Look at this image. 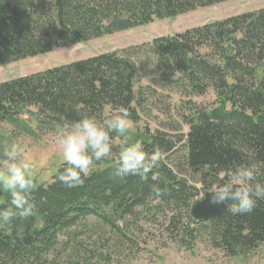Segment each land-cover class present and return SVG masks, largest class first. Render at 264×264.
Instances as JSON below:
<instances>
[{
	"label": "trees",
	"instance_id": "16d2710c",
	"mask_svg": "<svg viewBox=\"0 0 264 264\" xmlns=\"http://www.w3.org/2000/svg\"><path fill=\"white\" fill-rule=\"evenodd\" d=\"M229 1L0 0V67ZM166 91L183 99L211 92L214 101L180 102L186 134L147 126L137 135L113 133L111 156L82 187L68 189L57 180L61 165L49 184L33 190V216L0 225V264H54L47 259L58 255L61 237L67 240L62 249L73 243L69 255L76 260L94 255L78 241L80 230L96 245L107 242L100 241L105 234L128 244L129 222L151 212H169L167 229L181 244L204 237L227 258L264 245V201L249 214L227 212L205 223L194 224L189 214L201 191L228 183L237 167H254L256 182L264 184V8L0 83V129H10L0 134V152L10 139L54 135L84 113L104 121L125 107L134 126L150 109L168 115ZM125 140L161 153L146 180L114 176ZM0 192V208L9 207L10 196Z\"/></svg>",
	"mask_w": 264,
	"mask_h": 264
},
{
	"label": "rangeland",
	"instance_id": "374dc122",
	"mask_svg": "<svg viewBox=\"0 0 264 264\" xmlns=\"http://www.w3.org/2000/svg\"><path fill=\"white\" fill-rule=\"evenodd\" d=\"M264 8V0H234L206 9L197 10L175 19L155 21L152 24L106 36L86 44H78L67 49L54 50L49 54L27 59L0 67V83L12 79L40 73L48 69L67 65L76 61L94 57L96 55L120 51L132 46H140L150 43L158 37L171 36L184 32L188 29L201 27L207 23L221 21L229 17L255 12ZM143 86L148 85L143 81ZM161 90L157 89V92ZM162 94V93H161ZM169 94L171 110L168 115H163L161 109L144 112L142 122L138 126L132 125L129 132L132 134L143 133L144 127L150 132L161 130L170 135L186 134L188 128L183 124L186 113L181 112L180 102L191 101L197 106H208L214 101L211 92L202 97L182 98L178 93L164 92ZM183 113V114H182ZM163 125H168L163 128ZM172 126V129H170ZM169 127V128H168ZM168 128V129H167ZM10 129H0V134L8 136ZM177 132V133H176ZM11 143H18L23 148L22 156L32 162L33 177L36 186L46 185L51 182L58 168L65 164L57 145L54 143L53 135H46L40 139L33 140L24 136L10 139ZM118 141V144L122 143ZM197 188L201 187L197 185ZM1 193V192H0ZM200 192L199 198L202 196ZM1 196V195H0ZM152 213V212H151ZM142 213L136 223L129 222L126 235L131 242H119V238L113 234H105L100 238L106 239V243L96 239L85 240L87 231L80 230L78 241L82 242L94 255L86 258H77L69 255L73 243L65 249L62 244L67 242L64 237L59 240L58 255L52 254L48 257V263L54 264H264V245L252 254L241 258H227L225 255L213 249L206 238L197 237L190 243L184 245L177 240L176 235L168 228L167 213L152 214ZM128 219V218H127ZM119 227L123 224L118 223ZM97 238V237H96ZM190 241V240H189ZM96 246H95V245ZM81 256L83 251L81 250Z\"/></svg>",
	"mask_w": 264,
	"mask_h": 264
},
{
	"label": "clouds",
	"instance_id": "9594fccd",
	"mask_svg": "<svg viewBox=\"0 0 264 264\" xmlns=\"http://www.w3.org/2000/svg\"><path fill=\"white\" fill-rule=\"evenodd\" d=\"M131 113L119 107L110 118L101 121L96 116L84 113L69 125L57 128L53 135L66 167L57 175V180L66 188L82 187L92 175L96 164L112 154V134L126 137L132 126ZM23 148L18 143H8L0 152V191L10 196V206L0 208V225H10L17 217L26 219L34 215L35 205L30 197L36 185L32 162L22 156ZM161 153L144 150L140 141L125 140L114 166V176L148 178V173L158 165ZM254 167L241 166L230 174L228 183L213 186L202 193L207 194L212 206H223L233 215L251 213L258 201H264V184L256 182ZM153 191L161 190L153 185Z\"/></svg>",
	"mask_w": 264,
	"mask_h": 264
},
{
	"label": "water",
	"instance_id": "95a60500",
	"mask_svg": "<svg viewBox=\"0 0 264 264\" xmlns=\"http://www.w3.org/2000/svg\"><path fill=\"white\" fill-rule=\"evenodd\" d=\"M1 195V193H0ZM227 211L223 206H212L208 203L207 194L203 200H196L190 209V219L194 224L205 223L212 219L222 218Z\"/></svg>",
	"mask_w": 264,
	"mask_h": 264
}]
</instances>
